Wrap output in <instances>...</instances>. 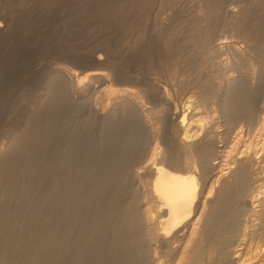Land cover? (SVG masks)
I'll list each match as a JSON object with an SVG mask.
<instances>
[{
    "label": "bare ground",
    "instance_id": "1",
    "mask_svg": "<svg viewBox=\"0 0 264 264\" xmlns=\"http://www.w3.org/2000/svg\"><path fill=\"white\" fill-rule=\"evenodd\" d=\"M166 1L152 6L159 10ZM206 1L197 0L193 20L161 23L144 36L139 55L171 48L160 58L169 67L165 75L124 70V87L105 85L101 100L91 95V82L109 81L104 68L79 76L57 66L43 81L30 110L41 112L34 128L43 165L41 178L34 175L43 188L42 221L22 264H264V8L256 0L237 9ZM254 5L260 19L240 28ZM222 14L243 47L218 33ZM6 29L0 20V34ZM222 53L228 57L221 60ZM17 129L0 147V164L20 147L25 131Z\"/></svg>",
    "mask_w": 264,
    "mask_h": 264
},
{
    "label": "rangeland",
    "instance_id": "2",
    "mask_svg": "<svg viewBox=\"0 0 264 264\" xmlns=\"http://www.w3.org/2000/svg\"><path fill=\"white\" fill-rule=\"evenodd\" d=\"M207 1L206 4L210 5V0ZM211 1L220 2L221 0ZM251 1L252 0H224L225 3L223 1L221 2L227 4L225 6H228V8L237 9L239 5L243 3L247 5V3ZM152 2L153 0H143V2L142 0H0V20H2L3 22L5 20V25L7 28L3 33L0 34V147L3 146L5 142H7V137H10L9 135L13 134V132H16L15 129L17 128V132L22 131L23 127V132L25 131L24 134H26V132L27 134H29L22 135V137L20 138L21 141L19 140L20 147L16 148V151L13 152L12 157L10 156L7 161H5L3 164H0V174L1 172H3V175H1L2 178L0 177V185L2 186L0 187V200L3 202L0 201V205L4 208H0V221H2L1 224L3 225V222L5 224V219L9 217L8 219L10 220L6 221L10 226L12 224V221H14L13 224L15 223V220H19V222H16L14 226H17V224L22 225L17 226L18 228L16 231V227L14 228L13 224L11 227L6 224L7 226H9V229H13L11 231L6 230L8 228L6 227V225L1 226L0 224V230H3L4 232L3 233L2 231H0L1 264H22V257H24V254H26L28 248H30V246H32L33 243L36 242L37 234L40 235V230L37 229L40 226V221H42V218H40L42 217V212L40 213L37 211H41V208L39 209V207H42L41 192H43V188L42 183L39 181L41 180L40 174L42 169L41 165H43V152L41 150L42 148L38 146V144L40 145L39 140L41 138L40 131L39 129H36L34 127L38 122V119H40L41 112L37 110L30 114V110L35 109L39 104L40 95L43 93L41 89L43 86V81L52 72L53 68L57 66H66L71 70L74 69L73 72L79 76L83 75L82 73H85L88 70L94 68H104L110 75V82L108 81L106 84H104L97 79L91 82L93 85L91 95H93V97H95L96 99L101 100L102 98H105L104 90L107 85L110 84L111 87L118 89L124 87V70L126 72H132L134 70L139 72H151L154 70L158 71L159 74H164L165 72H167V70H169V67L166 65L164 66L165 63L161 59L167 58L165 56L169 51L171 52V48L167 49L168 51L162 56L160 55L159 51L156 50V52V48L153 47H150V49L152 50L151 53H143L139 55V48L141 49L140 46L143 45V39L145 38L144 36L153 35L155 32H157L161 23L171 24V22L174 21V24L180 25L183 24V22L185 23V20H193L197 15L196 11L198 2L197 0H167L162 5L161 9H159L160 11L157 9L156 5L152 6ZM253 2L258 5L260 4V6L262 3L261 7L264 8L263 0H256ZM253 8V11L251 12L252 15L247 17L244 22L240 24V28L247 25L255 26V22L260 19L257 16V14H259L257 11L258 6L254 5ZM256 12L257 14H255ZM262 17H264V12L262 14ZM227 20V15L222 14V16L218 18V30L217 28H215L214 30L219 31L218 33L220 34V36L224 35L223 38H225V36L226 38L227 36L230 38L232 37V40L228 38V41L237 43V47H243V42L242 44L241 42H239L240 37L239 35L237 36L238 33H236V37L233 38L235 35H233L234 33L232 31H229ZM256 26H258V24H256ZM226 30L229 32H226ZM136 37L140 39L136 40ZM224 54L228 55L227 53ZM226 55H223L222 53L220 56L221 60H223ZM97 58H99L100 61H98ZM166 67L168 69H165ZM160 69L164 71H160ZM202 71L203 70H201L200 73H203ZM114 72L116 73V75L119 73L117 75L118 78L115 77L116 75H114ZM121 72L123 75L121 74ZM232 72L235 71H231L230 73ZM87 80L90 81L88 78H86L83 82L87 83ZM262 85H264V83ZM262 85L259 86V94L261 91L263 92V94L259 95V100H262L260 101V104L264 103V86ZM28 114L31 115V117ZM29 119H31V121ZM24 120L28 121L25 122ZM28 122L29 125H26ZM27 126L29 127V129ZM35 131L40 135L37 136V134H35ZM31 132L33 135L31 134ZM34 134L36 138L34 137ZM22 140H24L25 142ZM29 141H31L32 145ZM33 148L35 149V151ZM25 151L28 153H26ZM35 156L36 158H38L37 160ZM13 157L17 158V160H15V158ZM25 157L27 158V161L25 160ZM29 158L34 159V161H37V163L33 160H28ZM40 159L41 161H39ZM8 160H12V162ZM17 161H20V163H18ZM7 163L9 166L7 165ZM17 163L20 165H18ZM21 163L24 164L21 165ZM4 164L6 166V171ZM16 164L19 167H17ZM37 164L38 167L36 169ZM33 165H35V167ZM8 167L9 169H7ZM1 169L4 171H2ZM20 169H23L24 171ZM19 171L21 173H18ZM26 171L29 175L26 173ZM14 172L15 174H13ZM30 173L32 176L30 175ZM34 173L40 178H38L37 176L35 177ZM7 174L8 177L16 176V178H7ZM19 176L22 177L18 178V181H15V179H17V177ZM2 179H4L5 182L2 181ZM9 179L12 183L9 181ZM21 181H23V183L27 182L26 184L24 183V187ZM31 182H34L32 183L34 185L29 184ZM18 183L22 185L19 186ZM11 184H18L16 186L17 188H15V186ZM12 186L14 188H12ZM33 186H35V189L32 188ZM7 188H9V190ZM25 189L27 190V192H29L28 194H26L27 196L24 194L27 193L25 192ZM18 190L19 193L17 194ZM22 190L23 192H21ZM9 191L11 192V194H9ZM22 194L25 196H22ZM10 197L14 199L12 200L10 199ZM4 198H9V201L11 200L13 202L11 203L10 201L9 208H7L9 206V202ZM38 200H40V203L37 202ZM30 202H34L35 204H31ZM2 203L7 205H2ZM11 204H16V206L12 205V209H10ZM17 205L21 208H17ZM25 207H27L28 210H26ZM33 208H35V210H32ZM7 209H10L11 212ZM22 209H24L25 211H23ZM34 211H36V213ZM10 214L12 215V218L11 216H9ZM13 214H15L16 218L18 219H16ZM25 215L27 217L29 215L30 217H32L31 219H29L30 217L27 218ZM35 215H37V217L39 218H35ZM22 216L24 217V219ZM13 218H15V220ZM20 220H23V222H20ZM27 221L30 223H27ZM35 221L36 224L34 225L33 223H35ZM25 222L27 225H29V227L26 226ZM37 222L39 223L37 224ZM31 223L33 224V226ZM19 228L23 229V236L18 233V231H22L19 230ZM14 229L16 232L14 231ZM12 232H15L16 236L18 237L20 234L19 240L17 239L18 237H15V240L19 241L17 242L18 244H16L15 240H13L14 237L12 238V236L15 235V233L11 234ZM8 233L11 236V239H9L10 243L8 241V237H10L8 236ZM1 234L4 235V238H1ZM25 236H27V238ZM20 238L24 239V242H22V246L20 245ZM11 240L14 241L13 244L11 243ZM7 242L12 245L6 246ZM23 243H25L26 245ZM15 246H18L19 248H16ZM20 247H23L22 249L24 251L19 250L21 249ZM10 250H13V253L10 254ZM18 252H20L21 254H19ZM19 260L21 261L19 262Z\"/></svg>",
    "mask_w": 264,
    "mask_h": 264
}]
</instances>
